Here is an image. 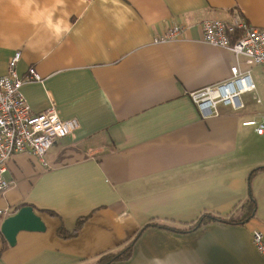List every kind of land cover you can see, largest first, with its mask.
Returning a JSON list of instances; mask_svg holds the SVG:
<instances>
[{
  "label": "crops",
  "instance_id": "crops-1",
  "mask_svg": "<svg viewBox=\"0 0 264 264\" xmlns=\"http://www.w3.org/2000/svg\"><path fill=\"white\" fill-rule=\"evenodd\" d=\"M234 17L264 27V0H0V75L21 51L17 72L41 76L20 88L31 111L53 105L79 125L42 161L21 152L7 162L0 224L26 205L45 230L21 231L13 246L0 232V264H94L148 223L226 216L245 202L253 170L256 209L244 223L152 226L109 264H264L251 241L264 234V135L243 125L264 113V90L255 84L244 108L218 104L209 118L188 95L229 79L233 55L203 42L200 23ZM181 23L180 36L153 42ZM79 218L74 237H57Z\"/></svg>",
  "mask_w": 264,
  "mask_h": 264
},
{
  "label": "built area",
  "instance_id": "built-area-1",
  "mask_svg": "<svg viewBox=\"0 0 264 264\" xmlns=\"http://www.w3.org/2000/svg\"><path fill=\"white\" fill-rule=\"evenodd\" d=\"M202 40L218 48L229 51L234 58L229 66L230 77L222 83L210 85L188 93L193 104L203 118L217 114V105L225 104L233 110L244 108L241 96L254 93L255 83L250 71L243 72L240 65L256 66L264 73V27H253L246 19L230 20L207 19L200 23ZM186 25L172 24L154 38V43L166 42L177 38L184 32ZM21 51L13 52L6 61L5 73L0 75V196L9 189L3 175L7 162L21 152L29 153L42 161L51 145L59 138L70 136L79 127L76 118L63 119L56 113L53 105L34 113L21 92L23 83L40 81L30 66L24 74L17 72ZM257 104L260 100L254 97ZM243 125L254 126L258 136L264 135V113L259 120L250 119ZM252 245L264 260V234L252 231Z\"/></svg>",
  "mask_w": 264,
  "mask_h": 264
},
{
  "label": "trees",
  "instance_id": "trees-1",
  "mask_svg": "<svg viewBox=\"0 0 264 264\" xmlns=\"http://www.w3.org/2000/svg\"><path fill=\"white\" fill-rule=\"evenodd\" d=\"M255 170L251 171L249 174L246 182H247V189H246V200L243 203L241 207L236 208L232 213H229L226 216H219V215H212L209 213H202L200 217H198L195 221H192L190 224H186L183 227H175L173 225L169 224H160V223H152V224H146L145 226L141 227L139 231L132 236V238L128 239L127 242L122 245L121 248L115 250V252H105L102 253L100 256L97 257L96 262L94 264H109L118 260H125L128 259V257L131 255V248L134 244V242L137 240L139 234L146 228L156 226L162 229H168L172 231H180V232H188L193 229H197L202 227L204 224L211 222V221H220L223 223H235V224H241L247 221V219L251 218L253 216V213L256 209L255 207V199L253 197V194H251V177L254 174ZM48 216H56L53 212H44ZM85 219L79 218L77 222L75 223V229L71 232H69L62 224H60L57 227L56 235L57 237L63 239V238H71L76 235L78 230L81 228V225ZM7 244L3 242L0 253L2 250H4L7 246ZM77 264H85V263H77Z\"/></svg>",
  "mask_w": 264,
  "mask_h": 264
},
{
  "label": "water",
  "instance_id": "water-1",
  "mask_svg": "<svg viewBox=\"0 0 264 264\" xmlns=\"http://www.w3.org/2000/svg\"><path fill=\"white\" fill-rule=\"evenodd\" d=\"M44 231V224L31 206L24 205L18 208L11 216L3 219L0 232L9 246H13L17 233L21 231Z\"/></svg>",
  "mask_w": 264,
  "mask_h": 264
},
{
  "label": "rangeland",
  "instance_id": "rangeland-1",
  "mask_svg": "<svg viewBox=\"0 0 264 264\" xmlns=\"http://www.w3.org/2000/svg\"><path fill=\"white\" fill-rule=\"evenodd\" d=\"M251 69V78L253 79L254 83L257 87V92L264 90V73H261L260 69L253 66H247Z\"/></svg>",
  "mask_w": 264,
  "mask_h": 264
}]
</instances>
